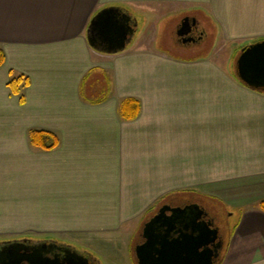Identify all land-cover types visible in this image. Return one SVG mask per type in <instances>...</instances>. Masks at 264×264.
Returning <instances> with one entry per match:
<instances>
[{"label": "crops", "instance_id": "0c3cea01", "mask_svg": "<svg viewBox=\"0 0 264 264\" xmlns=\"http://www.w3.org/2000/svg\"><path fill=\"white\" fill-rule=\"evenodd\" d=\"M108 6L138 31L111 53L88 41ZM160 10L209 20L210 53L156 49L145 30ZM263 39L264 0H0V212L10 189L27 227L109 244L174 196L226 182L240 216L220 264H264V92L235 75L241 49ZM19 75L29 84L14 94ZM129 97L141 108L125 120L118 107ZM32 128L60 143L32 147Z\"/></svg>", "mask_w": 264, "mask_h": 264}, {"label": "water", "instance_id": "95a60500", "mask_svg": "<svg viewBox=\"0 0 264 264\" xmlns=\"http://www.w3.org/2000/svg\"><path fill=\"white\" fill-rule=\"evenodd\" d=\"M196 24L184 17L177 34L185 36ZM90 45L102 51L123 50L135 34L133 21L116 6L99 11L90 23ZM185 40V39H184ZM239 79L247 86L264 89V39L243 47L237 58ZM204 208L195 203L184 206L162 204L145 222L143 241L134 247L137 264H215L222 240ZM15 243L0 248V264H90L88 255L69 245L42 242L28 252L13 250Z\"/></svg>", "mask_w": 264, "mask_h": 264}, {"label": "rangeland", "instance_id": "374dc122", "mask_svg": "<svg viewBox=\"0 0 264 264\" xmlns=\"http://www.w3.org/2000/svg\"><path fill=\"white\" fill-rule=\"evenodd\" d=\"M155 14L156 17L151 18V23L149 22V25H152V30L150 31V26L148 25L145 34L149 33L148 39L156 49L165 51L172 56L182 55L185 57L204 56L210 53L212 40L210 34L212 36V29L209 20L200 21L199 25H197L200 30L206 31L208 35L199 41L197 44L199 46L198 50H192L191 48L188 49L179 46L176 40L177 27L181 20L188 15L183 14V12H170L167 10L156 11ZM198 14L201 16L200 13ZM144 23L145 19L143 15H138L137 28L139 31ZM226 189V182H220L216 190L217 193L214 194H197V191H209V189L200 188L196 192L188 189L183 194L173 197V204L184 206L187 203H195L196 205L202 206L205 212L211 217L214 226L218 228L219 234L224 242L222 243L221 254L219 256L220 260L222 253L226 249L228 239L236 230L238 217L240 216L237 207L229 201L232 198L227 196L228 192H226ZM9 192H11L10 189L5 192V195H2L1 203L5 211L0 212V241L24 236L25 238L33 240L42 239L61 242L81 252L89 253L94 257V262L97 264H135L134 247L142 240L141 231L144 221L154 213L152 211V213L146 212L145 220L134 229L135 231H133L132 225L128 224V227L124 228L125 230H130L129 233H125L127 235L126 237L123 233H114L111 235L113 237L112 242L106 244L102 240V237H95L94 234H50L48 231H42V229L27 227L25 225V222L28 221L27 215L21 209V205L17 206V203L20 201L17 202L14 199L18 195H15L14 191L11 192V195H7ZM141 218L143 219V217Z\"/></svg>", "mask_w": 264, "mask_h": 264}, {"label": "trees", "instance_id": "16d2710c", "mask_svg": "<svg viewBox=\"0 0 264 264\" xmlns=\"http://www.w3.org/2000/svg\"><path fill=\"white\" fill-rule=\"evenodd\" d=\"M4 60H5V53L3 49L0 47V66L4 63ZM235 75L239 79L237 70H235ZM239 81L242 82L240 79ZM28 84H29V80L26 77L19 75L16 77H12L9 80L8 87L11 89L12 93L19 94L20 88ZM247 87L257 90V91L264 92V89L262 88H253L250 86H247ZM24 99H25L24 96L20 95L19 97L20 103H23ZM140 108H141V105H140L139 100L133 97H129V98L123 99L120 102L119 107H118V113L122 119L132 120L138 116V114L140 113ZM28 138H29L30 145L32 147L40 149V150H45V151H49V150L56 148L58 144L60 143V139L56 135V133L50 130H45V129H34V128L29 129ZM258 207L259 209L264 211V198L258 202ZM220 262L221 260L219 259L217 264H220ZM135 264H137L136 261H135Z\"/></svg>", "mask_w": 264, "mask_h": 264}, {"label": "flooded vegetation", "instance_id": "af4514ba", "mask_svg": "<svg viewBox=\"0 0 264 264\" xmlns=\"http://www.w3.org/2000/svg\"><path fill=\"white\" fill-rule=\"evenodd\" d=\"M186 17H190V16H186ZM203 38L204 37H203V34H202V30H200L199 27H197V22L192 27V29L190 30V32H188L185 36H179L177 34V30H176V40H177V44L179 46H181V47H185V48H188V49L191 48L192 50H198V47L199 46H197V44ZM184 205H186V204H184ZM158 208L154 211V213L152 215H154L157 212ZM152 215L146 221H148L152 217ZM205 219H211V217L207 214L205 216ZM145 222L143 223V226H144ZM143 226H142V229H143ZM213 226H214V224H213ZM218 234H219V232H218ZM141 236H142V231H141ZM219 237L222 240V237L220 236V234H219ZM142 241H143V238H142V240L140 242H142ZM42 242H46V243H51L52 242V243H56V244L61 245V246L64 245V243H61V242L46 241V240H42V239H37V240L35 239V240H33V239L25 238L23 236V237H20V238H15V239H10V240H8V239L1 240L0 241V248L2 246H4V245H9V244L15 243V245L13 247L14 248L13 250H18V249L20 250L21 249L20 251H23L22 249H24V247H26V248H28L27 249L28 252H32L33 251V248L32 247L37 246V245H39ZM222 243H224L223 240H222ZM221 249H222V247L219 250L220 251V254H221ZM82 253H85V254L88 255L90 264H97L96 262H94L95 261L94 260V257L91 256L89 253H86V252H82ZM220 254H219V256H220ZM219 256H218V258H216L215 264L218 263Z\"/></svg>", "mask_w": 264, "mask_h": 264}]
</instances>
